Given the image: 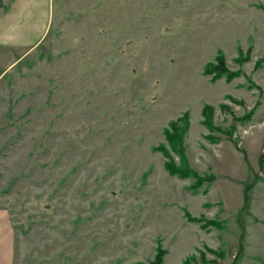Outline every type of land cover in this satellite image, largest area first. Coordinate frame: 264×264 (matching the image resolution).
Segmentation results:
<instances>
[{
    "label": "rangeland",
    "instance_id": "rangeland-1",
    "mask_svg": "<svg viewBox=\"0 0 264 264\" xmlns=\"http://www.w3.org/2000/svg\"><path fill=\"white\" fill-rule=\"evenodd\" d=\"M261 6L49 0L37 44L1 45L0 264H264ZM218 50L231 79L203 72ZM184 111L197 188L153 150Z\"/></svg>",
    "mask_w": 264,
    "mask_h": 264
},
{
    "label": "trees",
    "instance_id": "trees-1",
    "mask_svg": "<svg viewBox=\"0 0 264 264\" xmlns=\"http://www.w3.org/2000/svg\"><path fill=\"white\" fill-rule=\"evenodd\" d=\"M264 10V6H261ZM205 74H213V77H220L225 75L227 79H231L233 76L237 75L235 71H229L225 68V61L222 51L218 50L212 61L205 64L203 68ZM224 106V104H221ZM212 111L211 106L205 104L201 109V114L203 116V125L212 128L211 117L209 112ZM189 117L188 112L184 111L181 115L172 119L168 122L167 126L163 130L165 142H161L154 146L153 150L160 152L164 157V168L166 171L182 179L193 178L194 183L192 188L199 187L205 180L204 177L199 176L196 171L189 167L187 162V157L185 155L183 138L186 131L189 128ZM168 147V148H167ZM171 153H173L178 158V163L176 164L172 158ZM206 181H212V177H209ZM188 221L200 222L202 218L191 217L188 213H185ZM217 224L214 220H208L202 225ZM165 253L164 249H161L159 245L155 248V253L150 264H162L163 255Z\"/></svg>",
    "mask_w": 264,
    "mask_h": 264
},
{
    "label": "crops",
    "instance_id": "crops-1",
    "mask_svg": "<svg viewBox=\"0 0 264 264\" xmlns=\"http://www.w3.org/2000/svg\"><path fill=\"white\" fill-rule=\"evenodd\" d=\"M15 2H19V7L14 15ZM23 4L29 6L23 10ZM33 4L39 5L42 11L41 23L38 25H33V17L29 18L28 16V12L31 10L30 6ZM12 5L11 12L0 17V46L21 47L23 52H26V49L37 44L46 32L49 0H13ZM10 15H12V19L8 20L6 17ZM5 237L7 238L6 234L2 237V244L6 242Z\"/></svg>",
    "mask_w": 264,
    "mask_h": 264
}]
</instances>
